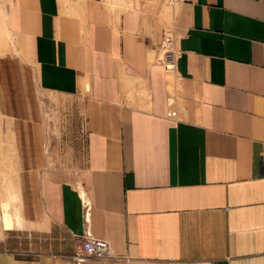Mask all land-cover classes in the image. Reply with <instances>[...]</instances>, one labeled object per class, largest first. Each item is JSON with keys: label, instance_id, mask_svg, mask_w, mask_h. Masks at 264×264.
<instances>
[{"label": "crops", "instance_id": "0c3cea01", "mask_svg": "<svg viewBox=\"0 0 264 264\" xmlns=\"http://www.w3.org/2000/svg\"><path fill=\"white\" fill-rule=\"evenodd\" d=\"M0 6L17 47L0 167L20 211L0 264H72L88 233L114 257L82 264H264V0ZM167 32L174 72L161 64ZM39 89L83 111L84 158L50 145Z\"/></svg>", "mask_w": 264, "mask_h": 264}, {"label": "rangeland", "instance_id": "374dc122", "mask_svg": "<svg viewBox=\"0 0 264 264\" xmlns=\"http://www.w3.org/2000/svg\"><path fill=\"white\" fill-rule=\"evenodd\" d=\"M0 24L1 28L3 27L2 31V38L3 42L0 38V46L1 43H4V46L0 47V56L5 55V61L6 66L4 67L5 70L1 72L2 69H0V104L4 103V94L6 92V89L8 91H13V88L11 87L12 82H11V75L13 71L10 68V65L13 63L12 57L15 56L16 53V39L13 36L12 31L9 29L8 25V15L5 16L3 9L0 6ZM1 59V58H0ZM4 64L2 63V67ZM1 68V65H0ZM13 68V65H12ZM6 73V75H5ZM5 75L6 78L3 81L1 79V76ZM7 81H9L7 83ZM5 89V90H3ZM39 100L40 104L43 110V115L45 118L44 127L47 129V134L49 136V142L50 145L53 146V140H57L60 142H65L68 143V145L72 148H75L76 151L77 149L79 150L81 157L84 158L83 153H84V138L85 135H87V130L85 128V123H84V118H83V111H80L78 105L76 103H69V102H64L63 100H58L57 98H50L44 93L41 92L39 89ZM10 128L7 127L5 130V139L9 138V133ZM2 137V136H1ZM5 139L0 138V157H4L5 155V149L4 146H6ZM74 149V150H75ZM66 158V155L64 156ZM10 171H13V169L6 168V167H0V183L2 184V187L5 188V191L2 193L0 192V211H2V214L4 216V220L0 221V248H4L5 246L3 245L4 242V232H7V229H4V225L6 224V221L10 218L15 226V223L17 225H20L19 222V216H20V211L19 208H17L16 205L18 202V194L16 191V181L15 185L13 182V176L11 174L7 175ZM11 173V172H10ZM1 187V186H0ZM3 195L5 196L3 198ZM7 204V205H5ZM19 231H11L9 234V239L8 243L9 245L8 248H13L15 245V240L19 241V237L15 236V233H18ZM45 238V237H44ZM29 239V234L26 232L23 235V241ZM44 248L49 247L50 245V240H44ZM6 246V247H7ZM46 246V247H45Z\"/></svg>", "mask_w": 264, "mask_h": 264}, {"label": "built area", "instance_id": "2783aa9c", "mask_svg": "<svg viewBox=\"0 0 264 264\" xmlns=\"http://www.w3.org/2000/svg\"><path fill=\"white\" fill-rule=\"evenodd\" d=\"M161 49L163 57L161 64L167 72L176 70V54L174 48V37L172 32H167L162 41ZM170 116L176 115L175 111L169 113ZM3 219L2 211H0V221ZM114 257L111 243L108 239L99 238L91 234H87L82 240V244L73 258L72 264H82L87 258H96L104 260Z\"/></svg>", "mask_w": 264, "mask_h": 264}, {"label": "bare ground", "instance_id": "6f19581e", "mask_svg": "<svg viewBox=\"0 0 264 264\" xmlns=\"http://www.w3.org/2000/svg\"><path fill=\"white\" fill-rule=\"evenodd\" d=\"M3 220H4V216H3L2 222H3Z\"/></svg>", "mask_w": 264, "mask_h": 264}]
</instances>
